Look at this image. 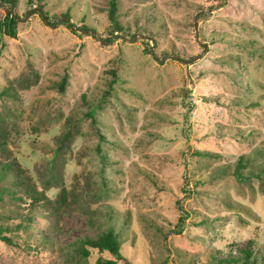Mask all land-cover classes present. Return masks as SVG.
<instances>
[{
	"label": "rangeland",
	"instance_id": "1",
	"mask_svg": "<svg viewBox=\"0 0 264 264\" xmlns=\"http://www.w3.org/2000/svg\"><path fill=\"white\" fill-rule=\"evenodd\" d=\"M26 1L0 3V87L14 95L0 99V132L5 156L45 196L63 185L68 206L27 219L0 177V264H96L112 257L80 259L73 241L107 225L115 264H209L248 239L263 253L264 0H114L123 32L107 41L111 0ZM36 2L93 34L35 12L5 34L6 8L23 18Z\"/></svg>",
	"mask_w": 264,
	"mask_h": 264
},
{
	"label": "trees",
	"instance_id": "2",
	"mask_svg": "<svg viewBox=\"0 0 264 264\" xmlns=\"http://www.w3.org/2000/svg\"><path fill=\"white\" fill-rule=\"evenodd\" d=\"M214 1L215 2L219 1L217 3H220L222 0H214ZM1 2L9 3L14 7L16 6V0H0V3ZM26 2L28 4H31L32 0H27ZM217 3H215L214 5H216ZM34 5L38 6L42 10V12L47 17L48 21H52L51 16H49V14L44 10L43 6L39 2H36ZM32 7L34 6H31V8ZM115 10H116L115 1L114 0L109 1L107 8V15L110 20V28L109 30H107L108 36L104 38V41L109 40L110 37L113 36V32L123 30V26L119 24V22L115 19V15H114ZM59 16H68V13L64 12ZM15 23H16V19L13 16H10L9 9L6 8V13L3 16V21H2L4 33L10 36H14ZM60 24H63L70 28L69 24L65 20H62ZM83 28L87 30L89 29L92 30V28L88 26H84ZM147 49L148 47L145 48V51H147ZM161 54L164 55L165 53L162 52ZM174 54L176 53L174 52ZM106 70L111 74V76L106 82L107 87H105L102 90V93L104 95L107 94L110 89H112V85L117 79L115 69L110 68ZM66 78L67 75L64 74L61 76L60 80L56 82V88L59 92L64 91L67 80ZM13 97H14L13 90L9 86L0 87V99L13 98ZM84 115L90 118V122H93V119L90 117L88 112H86ZM3 134L4 133L0 132V156L3 157V160L0 161V177L2 176L11 177V182L8 185V189H9L8 191L9 192L11 191L10 192L11 194H19L20 197H17V199L26 201L25 204L26 207H24V209L26 210V218L27 219L30 218L29 213L35 206L44 207L46 210L49 211L51 215H57L58 212L63 211V208H66L68 206L69 192L63 187V185L60 186L59 191L53 197H47L44 195V193L37 190L31 182V178L29 177L28 170L25 167H23L21 164H19L17 160H15V158L8 159L5 156L6 149L4 151V148L6 145V140L4 139L5 136H3ZM56 138L59 149L67 148L70 142L71 132L69 130H66ZM107 217L108 218L110 217L109 213H107ZM185 217H186L185 212L179 215L177 221L178 225L179 223L182 222V220ZM55 229L57 231H60V226H56ZM0 240L5 241L7 243L10 242V239H8L6 236L3 235H0ZM73 243H74L73 246L74 253L78 256V258L83 259L85 261H87V259L90 257L91 255L90 253L92 250H96L99 253L106 252L112 257V258H104V259H101L100 257H96L94 259V262L96 264H115L116 262L115 258H118L120 256V252H119L120 238L118 233L115 232L110 225L98 229L94 237L85 235L75 239ZM50 244L51 241L48 242V245ZM234 246L235 245H233V247ZM252 246H253V240L248 239L243 246L235 249H229L226 254V257L224 258L213 257L210 260L209 264H258L260 260L264 259V251L259 255L260 252L258 253L253 252ZM232 250H234V252ZM161 264H165V262H162Z\"/></svg>",
	"mask_w": 264,
	"mask_h": 264
},
{
	"label": "water",
	"instance_id": "3",
	"mask_svg": "<svg viewBox=\"0 0 264 264\" xmlns=\"http://www.w3.org/2000/svg\"><path fill=\"white\" fill-rule=\"evenodd\" d=\"M9 10H10V16H13L16 20H24V18L27 17L31 12H37L40 15L42 21L44 23H46L48 26L54 27L60 21L65 20L69 24L71 30L77 31V32H81V33H84V34H93L92 32H89L88 30H86L84 28H80L79 26H76L74 23H72L70 21V17L69 16H61L60 18L54 20L53 22H49L48 19H47V17L45 16V14L42 12V10L38 6H34V7L30 8L24 14V17L23 18H19L16 15H14V13L12 11V6H9ZM172 57H174V56H172Z\"/></svg>",
	"mask_w": 264,
	"mask_h": 264
}]
</instances>
